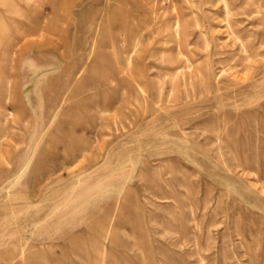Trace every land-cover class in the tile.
<instances>
[{"label":"rangeland","instance_id":"obj_1","mask_svg":"<svg viewBox=\"0 0 264 264\" xmlns=\"http://www.w3.org/2000/svg\"><path fill=\"white\" fill-rule=\"evenodd\" d=\"M0 264H264V0H0Z\"/></svg>","mask_w":264,"mask_h":264}]
</instances>
